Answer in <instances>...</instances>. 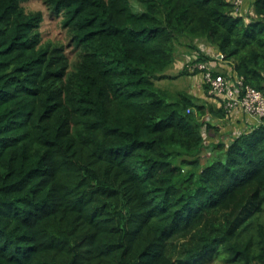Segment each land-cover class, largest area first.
Masks as SVG:
<instances>
[{"label":"trees","instance_id":"1","mask_svg":"<svg viewBox=\"0 0 264 264\" xmlns=\"http://www.w3.org/2000/svg\"><path fill=\"white\" fill-rule=\"evenodd\" d=\"M44 1L82 48L0 0V264H264V118L161 84L186 38L264 91V0Z\"/></svg>","mask_w":264,"mask_h":264},{"label":"built area","instance_id":"2","mask_svg":"<svg viewBox=\"0 0 264 264\" xmlns=\"http://www.w3.org/2000/svg\"><path fill=\"white\" fill-rule=\"evenodd\" d=\"M234 13L247 14L244 10L245 0H232ZM204 46L202 49H206ZM208 59L199 60V53L188 60L191 72L199 71V77L204 90L217 103L226 109L227 116L231 118L240 112L243 119L249 124L260 123L264 118V91L259 90L245 82L233 64L226 59L224 53L207 48ZM190 111V110H189Z\"/></svg>","mask_w":264,"mask_h":264},{"label":"rangeland","instance_id":"3","mask_svg":"<svg viewBox=\"0 0 264 264\" xmlns=\"http://www.w3.org/2000/svg\"><path fill=\"white\" fill-rule=\"evenodd\" d=\"M22 4L27 12L38 10L43 11L44 21L40 28L43 42L51 41L52 43L63 44L71 64L75 63L79 59V54L82 47L78 45L76 40H71V35L68 28L63 26L62 15L58 16L52 12V10H50L45 4L44 0H22ZM191 42L195 45L200 43L199 45H202V48L207 44L205 41L194 42L186 38L183 39L181 43H178L176 63H174L167 71L171 78L162 81L161 84L172 92H176L178 90H187L203 99L208 100V97L210 96L207 94V91L204 90V86L202 85L199 77H196L195 75H180V71L185 67L188 68L190 65L188 60L191 57H194L197 53L194 49L192 51V48L188 45V43ZM207 119H210L209 115L207 116ZM228 120H230V118L226 119V121ZM228 122L230 123V121ZM200 156L202 162L205 163L209 157H211V153H209L208 149H204ZM220 263L221 260H215L212 264Z\"/></svg>","mask_w":264,"mask_h":264},{"label":"crops","instance_id":"4","mask_svg":"<svg viewBox=\"0 0 264 264\" xmlns=\"http://www.w3.org/2000/svg\"><path fill=\"white\" fill-rule=\"evenodd\" d=\"M243 120H244L243 116H242V114L240 112L235 113L230 118V120H228V121H230V128H234L235 125H239L240 126L242 123H245L246 121L244 120V122H243Z\"/></svg>","mask_w":264,"mask_h":264}]
</instances>
